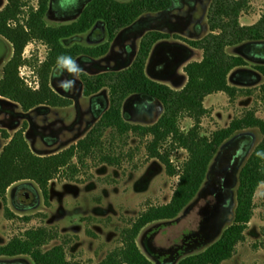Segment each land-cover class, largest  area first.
<instances>
[{"label":"rangeland","instance_id":"1","mask_svg":"<svg viewBox=\"0 0 264 264\" xmlns=\"http://www.w3.org/2000/svg\"><path fill=\"white\" fill-rule=\"evenodd\" d=\"M7 1L0 0V9ZM27 1L29 5L37 6V0ZM87 1L84 0V4ZM80 3L81 0H65L61 11L64 15L74 13ZM55 4L57 6L59 0ZM210 4L211 0H175L174 6L166 11L144 14L133 29L123 32L119 39L111 42L106 56L94 58L84 53L72 68L56 70L52 84L61 94L76 101L71 106H44L25 112L18 103L1 98L0 129L15 133L27 121V139L37 152L63 150L83 138L108 108L110 91L105 88L97 95H84L80 73L95 74L128 67L139 50L143 35L150 30L168 32L171 37L156 45L148 74L173 88H183L188 81L185 66L203 57V52L190 46L188 40L209 33ZM25 11L26 15L28 8ZM263 12L264 0H250V9L243 13L241 22H256ZM48 20L51 22V17L48 16ZM98 32L94 28L64 43L86 48L101 46L108 41V37L105 34L100 39ZM127 43L131 48L126 54L121 53ZM9 50L6 61L0 66V75L12 55L10 46ZM229 51L243 53L248 65L238 67L230 74V84L239 91L235 98L219 92L205 99L209 113L202 120L204 135L229 126L235 118L242 117L249 110H254L257 116L264 119V74L257 68V65L264 64V42L249 43L240 49L230 47ZM48 52V46L42 41L33 42L26 48L25 55L30 64L22 71L35 86L39 82L37 68L46 60ZM90 58L95 61H90ZM62 82L68 86L67 89L61 86ZM163 111L162 102L148 95H132L124 105V116L133 124H154ZM193 125L194 120L190 117L181 121L184 131ZM247 132L249 134H240L228 143L211 182L190 212L179 221L162 224L150 233L149 243L153 253L175 261L179 256L199 252L217 240L233 222L238 172L264 138L258 128ZM152 139V136L141 137L134 133L120 136L109 130L105 136V152L114 154L119 163H103L95 155L88 158L75 180L66 178V171L50 184V206L33 184L22 182L13 186L7 201L0 199V245L7 244L14 237L24 236L29 229L45 226L60 233L57 239L44 247L46 250L64 244L72 264H100L109 253L123 247L125 231L135 224L142 213L172 200L180 176L170 175L164 163L149 156L147 145ZM4 140L0 134V151ZM238 150L242 152L229 162L230 154ZM171 158L179 172L188 160L189 152L177 147L172 151ZM220 176L225 177L222 185H219ZM25 190H30L36 197L34 202H27ZM6 207L10 209L9 216L6 215ZM144 230L138 237V244L146 254L142 236ZM0 264L35 262L23 255L0 257ZM222 264H264V182L255 195L254 216L246 231V239L238 244L234 256Z\"/></svg>","mask_w":264,"mask_h":264},{"label":"trees","instance_id":"2","mask_svg":"<svg viewBox=\"0 0 264 264\" xmlns=\"http://www.w3.org/2000/svg\"><path fill=\"white\" fill-rule=\"evenodd\" d=\"M27 2L8 0L0 9V36L8 41L12 50L0 77V97L18 103L25 112L44 106L73 105L72 97L61 94L52 85V76L58 66L72 68L84 53L94 58L107 54L111 42L121 30L146 13L172 8L175 0H91L77 21L60 26H50L46 21L50 0H37V6ZM26 8L28 11L25 15ZM249 9L250 0L211 1L208 10L209 33L188 40L190 46L203 52V57L185 66L188 81L181 89L158 81L147 72L156 45L171 37L168 32L160 30H150L143 35L138 53L128 67L95 74L82 71L80 76L84 95H97L108 88L110 104L83 138L63 150L37 154L26 136L27 121L13 134L0 129L3 138L9 140L0 152V199L7 201L8 193L15 184L27 182L42 192L46 204L50 206V184L66 171V178L75 180L88 158L95 155L103 163H119L114 154L105 152V136L109 130L120 136L130 133L141 137L152 136L147 145L149 156L164 163L170 175L179 174V183L172 200L142 213L135 224L125 231L123 247L109 253L100 264H156L138 244L142 230L152 223L177 218L200 191L203 192L232 139L243 133L249 134L247 130L252 128H258L264 134V119L257 116L254 110L235 118L229 126L217 129L211 135L202 133V120L209 113L205 99L219 92L235 98L239 91L230 84V74L234 69L248 65L243 53H231L229 48L240 49L249 43L264 42V12L253 24L241 22L243 13ZM94 28H101L107 35L108 41L103 45L86 48L64 43ZM36 41L44 42L49 48L46 60L37 68L39 87L30 85L21 71L22 67L30 64L25 55L26 48ZM257 68L264 74V64L257 65ZM262 91L264 93V85ZM135 94L148 95L162 102L164 111L157 122L141 125L126 120L124 105ZM184 117L194 120V125L188 131L181 127ZM177 147L189 152V158L179 172L171 158L172 151ZM241 152H232L229 162ZM224 179L223 176L219 177V185ZM263 182L264 138L238 172L233 222L217 240L199 252L184 255L178 264H222L231 259L238 244L246 239V231L254 216L255 195ZM5 212L9 216V207ZM59 236V231L45 226L29 229L24 236L14 237L7 244L0 245V257L26 255L35 264H72L64 244L48 250L44 248Z\"/></svg>","mask_w":264,"mask_h":264},{"label":"crops","instance_id":"3","mask_svg":"<svg viewBox=\"0 0 264 264\" xmlns=\"http://www.w3.org/2000/svg\"><path fill=\"white\" fill-rule=\"evenodd\" d=\"M91 0H88L85 4H84V0H81V3H80V7H79V9L78 10H76L74 13H70V14H72V15H64L63 13H62V11H61V9H64V2H65V0H59V4L56 6V4H55V2H56V0H50V7H49V10H48V13L46 14V17H47V19H46V21H47V23H48V25H50V26H59V25H66V24H71V23H73V22H75V21H77L78 20V18L80 17V15H81V13L83 12V10H84V8L87 6V4L90 2ZM122 1H126V0H122ZM128 1H130V0H128ZM212 1V0H211ZM57 9V10H56ZM50 14H52V16L50 15ZM48 16L49 17H51V22L48 20ZM55 19H56V21H55ZM76 19V20H75ZM139 20H141V18L139 19ZM138 20V21H139ZM137 21V22H138ZM137 22H135L134 24H132L131 26H129V27H127V28H125V29H123V30H121L120 31V33L117 35V37H116V39L118 38L119 39V36H121L122 35V33L123 32H125V31H128V30H130L131 28L133 29L134 28V25L137 23ZM257 22V21H256ZM253 23H255V22H252V23H246V24H253ZM97 31H99L98 33L100 34L99 36H100V39H102L103 38V36L105 35V32L104 31H102L101 30V28H99V29H96ZM90 34H93V33H90ZM91 36H93V35H91ZM128 45H126V44H124V46L122 47V49L120 50V52L121 53H125L126 54V52H128L129 51V48H131L130 46V43H127ZM137 53H138V50L136 51V54L135 55H137ZM108 54V53H107ZM107 54H105V55H103V56H106ZM120 54V53H119ZM118 54V55H119ZM153 54V53H152ZM103 56H101V58L103 57ZM136 57V56H135ZM135 57L133 58V60H132V62L134 61V59H135ZM152 57V56H151ZM99 58V57H98ZM150 60H151V58H150ZM150 60H149V62H150ZM90 61H95V59H92V58H90ZM149 62H148V66H149ZM58 69H65V70H67V69H69V68H65V67H63V66H58V68H57V70ZM147 72H148V67H147ZM2 74H3V71H2V73H1V75H0V77L2 76ZM53 85V84H52ZM54 87V86H53ZM55 88V87H54ZM56 89V88H55ZM58 91V90H57ZM88 97H90V96H88ZM4 99V98H3ZM1 102H2V99H1V97H0V106H1ZM76 101H74V103H75ZM27 132H28V130H27ZM26 132V133H27ZM10 134H13V133H11L10 132ZM27 136V135H26ZM9 142V140H7V139H5L4 140V144H3V146H2V149H3V147L7 144ZM77 142V141H76ZM76 142H74V143H76ZM31 144V143H30ZM73 144V143H72ZM32 146V145H31ZM2 149H1V151H2ZM33 150L37 153V154H41V155H45V154H51V153H55V152H58V151H60V150H57V151H53V152H48V151H45V152H42V151H39V152H37L35 149H34V147H33ZM0 151V152H1ZM17 184H19V183H17ZM16 185V184H15ZM14 185V186H15ZM37 189V188H36ZM11 190V189H10ZM38 190V189H37ZM39 191V190H38ZM10 192V191H9ZM9 194V193H8Z\"/></svg>","mask_w":264,"mask_h":264},{"label":"water","instance_id":"4","mask_svg":"<svg viewBox=\"0 0 264 264\" xmlns=\"http://www.w3.org/2000/svg\"><path fill=\"white\" fill-rule=\"evenodd\" d=\"M7 51H8V54H9L10 50H9V46H8V41L4 37L0 36V57H3V56L5 57ZM8 54H7V56H8ZM4 61H6V60H4ZM24 194H25V197H26L25 199H27V202H30V201L34 202L35 201L36 197L32 195L30 190H25ZM201 195H202V191H200L198 196L184 209V211L177 218H175L173 220H168V221H160V222L154 223V224L150 225L149 227H147L144 230L143 234H142L143 239H148L150 233L154 230V228L159 227L162 224H165V223H168V222L179 221L180 219L185 217L190 212L192 206L200 199ZM145 251H146V255L152 260H156L159 257L158 255H154L153 252L148 250L147 248H146ZM182 257H178L174 261L173 264H178V262L182 259Z\"/></svg>","mask_w":264,"mask_h":264},{"label":"flooded vegetation","instance_id":"5","mask_svg":"<svg viewBox=\"0 0 264 264\" xmlns=\"http://www.w3.org/2000/svg\"><path fill=\"white\" fill-rule=\"evenodd\" d=\"M143 240H144L143 243L146 246V248L153 252V250L150 247L149 238L148 239H143ZM153 254L159 256L155 260L157 262V264H173L174 263V261H168L167 257H162V255H160V254H155V253H153ZM179 257H181V256H179Z\"/></svg>","mask_w":264,"mask_h":264},{"label":"built area","instance_id":"6","mask_svg":"<svg viewBox=\"0 0 264 264\" xmlns=\"http://www.w3.org/2000/svg\"><path fill=\"white\" fill-rule=\"evenodd\" d=\"M22 70H23V67H22L21 71H22ZM22 75L25 76V75L23 74V71H22ZM25 77H26V76H25ZM26 80H27V82H28L30 85L35 86V85L33 84V82L30 81L29 77H26ZM36 84H38V86H35V87H39V82H36Z\"/></svg>","mask_w":264,"mask_h":264},{"label":"bare ground","instance_id":"7","mask_svg":"<svg viewBox=\"0 0 264 264\" xmlns=\"http://www.w3.org/2000/svg\"><path fill=\"white\" fill-rule=\"evenodd\" d=\"M7 54H8V51H7L6 55H5V57L4 56L3 57H0V66L5 62L4 60H6Z\"/></svg>","mask_w":264,"mask_h":264},{"label":"clouds","instance_id":"8","mask_svg":"<svg viewBox=\"0 0 264 264\" xmlns=\"http://www.w3.org/2000/svg\"><path fill=\"white\" fill-rule=\"evenodd\" d=\"M61 58H58V60H60ZM61 86L64 87L65 89L68 88V86H66L63 82L61 83Z\"/></svg>","mask_w":264,"mask_h":264}]
</instances>
